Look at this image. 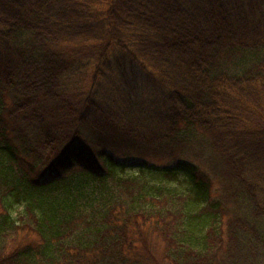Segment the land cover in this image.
Returning a JSON list of instances; mask_svg holds the SVG:
<instances>
[{"label":"trees","instance_id":"1","mask_svg":"<svg viewBox=\"0 0 264 264\" xmlns=\"http://www.w3.org/2000/svg\"><path fill=\"white\" fill-rule=\"evenodd\" d=\"M92 65L164 133L67 88ZM0 264H264V0H0Z\"/></svg>","mask_w":264,"mask_h":264},{"label":"rangeland","instance_id":"2","mask_svg":"<svg viewBox=\"0 0 264 264\" xmlns=\"http://www.w3.org/2000/svg\"><path fill=\"white\" fill-rule=\"evenodd\" d=\"M95 65L76 73L75 79L70 80L68 89L86 90L94 88L97 95L101 96L113 109L114 118L121 122L122 130H131L141 135V138H151L164 133L166 125L164 118L163 98L159 89L146 82L136 73L128 69L125 74L110 73L104 69L106 77L101 78L93 85V75ZM116 115V116H115ZM184 157L200 166V168L213 175V169L209 163L208 153H201L199 147H194L184 151ZM183 157V156H182ZM183 157V158H184ZM167 159H156V163H165ZM211 175V176H212ZM215 194L220 191V184L217 179H213Z\"/></svg>","mask_w":264,"mask_h":264}]
</instances>
